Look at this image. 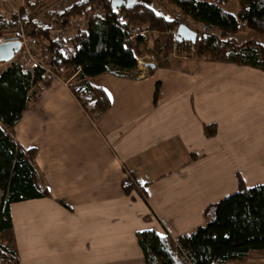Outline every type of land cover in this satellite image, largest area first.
<instances>
[{"label":"crops","instance_id":"1","mask_svg":"<svg viewBox=\"0 0 264 264\" xmlns=\"http://www.w3.org/2000/svg\"><path fill=\"white\" fill-rule=\"evenodd\" d=\"M150 34L135 53L148 52L152 70L89 79L110 103L95 121L70 91L74 73L35 86L13 136L36 150L50 197L9 207L17 264H144L136 232L177 239L236 192L238 177L264 184V72L162 57ZM127 172L143 196L123 192ZM227 264H264V250Z\"/></svg>","mask_w":264,"mask_h":264},{"label":"trees","instance_id":"2","mask_svg":"<svg viewBox=\"0 0 264 264\" xmlns=\"http://www.w3.org/2000/svg\"><path fill=\"white\" fill-rule=\"evenodd\" d=\"M101 2L105 17H89L92 2ZM230 0H168L176 13L159 14L148 4L135 0L131 8L113 10L110 0H78L64 10L47 12L49 25L66 26L76 16L88 17L85 31L71 39L72 57L66 58L59 41L49 38L39 18L25 16L20 9L11 19L0 17V30L15 28L7 39L24 35L45 40L47 51L42 56L57 69H70L75 85L70 91L88 117L95 121L109 108L103 89L89 79L108 73L125 77L137 70L135 49L144 42L147 33L166 35L162 49L169 53L176 46L190 52L191 58L247 66L264 72V0H238L237 12L229 14L221 9ZM47 14V15H46ZM179 24L197 34L196 41L177 42L170 35ZM48 25V26H49ZM139 32L132 37L130 28ZM145 31V33H144ZM246 33L248 38L236 36ZM169 33V34H168ZM31 39V43H34ZM166 54L164 56H166ZM42 70L32 74L22 72L11 62L0 71V234L11 229L9 207L13 203L49 198L48 186L35 165L34 148L24 149L13 136V127L30 100L37 96L35 86L47 87L52 76L43 78ZM158 95L155 86L153 99ZM215 124L203 126L207 137L215 134ZM122 181L125 194L132 191L143 196L132 173ZM66 207L63 201H57ZM144 264H227L242 262L252 252L264 250V184L246 188L238 177L235 193L209 204L203 211V224L190 233L173 239L153 231L136 232ZM0 264H17L15 248L0 243Z\"/></svg>","mask_w":264,"mask_h":264},{"label":"rangeland","instance_id":"3","mask_svg":"<svg viewBox=\"0 0 264 264\" xmlns=\"http://www.w3.org/2000/svg\"><path fill=\"white\" fill-rule=\"evenodd\" d=\"M78 0H0V17L2 19H11L14 13H17L18 10L23 9L25 10V16L26 17H32L33 19L35 18H39L40 23L44 24V25H49V21H50V16H48L47 12H56V11H61L64 10L65 7L69 6V5H73V3L77 2ZM144 3L148 4L151 8H153L157 13L159 14H164V13H176L177 9L174 8L169 2L168 0H141ZM237 4H238V0H230L228 2V4L221 6V9L229 14L235 15V13L237 12ZM97 7L98 8H103L101 2L99 1H95L92 2L90 7ZM96 9V8H95ZM96 9V10H97ZM104 9V8H103ZM88 10V9H87ZM105 10V9H104ZM106 12V11H105ZM47 13V16H42V14ZM86 15L84 16H76L73 17L70 21H69V32H75L73 28H77L79 25L80 26H84V22L86 19ZM67 24V25H68ZM78 24V25H77ZM49 27L55 28L57 26H51L49 25ZM16 28V27H15ZM13 28H7V29H2L0 30V39H7L9 38V35L13 32H16V29ZM135 29H137L136 27H134ZM173 31V30H172ZM19 32L20 35L23 36L24 38L29 40H34L36 42V45L34 43H31L30 45L28 44L26 51L28 50L29 53L33 54L34 56H37L39 54H43V50L40 48L41 45H47L45 43V40H40L37 37H31V36H27L24 35V31L23 29L20 31L19 28ZM145 33V31H144ZM171 35V31L169 32ZM168 33V34H169ZM146 35L150 34L149 33H145ZM150 35H155V33H151ZM243 38H248V36L246 35V33H242L240 32L237 36L236 39L240 40ZM157 43H155V48H159V47H163L164 44L167 43V37L166 35H159L157 39H155ZM71 46V43H70ZM72 47V46H71ZM156 50V49H155ZM140 52H142L140 55L138 54L137 56L139 58H142L145 60V62H151V57H147L144 58L146 55H150L148 52H145L143 50H141ZM159 53L162 54V57L166 54L164 48L162 50H158ZM154 54V52H152ZM22 51H20L19 54H17L14 58V60L20 59L21 55H22ZM190 52H187L185 50H182L181 48L178 47H172L171 51L169 53H167L166 55H169V57H175V58H184V59H189L191 57H189ZM43 60H47L44 59ZM11 62H7V63H0V71L8 66ZM52 78H58L61 80H65L67 78H69V74H72V71L70 69H63L61 68L60 70L57 69L55 71L54 67L51 66L50 68ZM43 78H46L45 76ZM9 233L7 232L6 234H0V243L9 246L10 240L11 238L8 236Z\"/></svg>","mask_w":264,"mask_h":264},{"label":"built area","instance_id":"4","mask_svg":"<svg viewBox=\"0 0 264 264\" xmlns=\"http://www.w3.org/2000/svg\"><path fill=\"white\" fill-rule=\"evenodd\" d=\"M95 8L97 9V7H93V6L88 7L89 17L90 18L95 17L98 19H103L105 17V10L102 7L98 8L97 10ZM87 20H88V17H86V19H85L84 26L79 25L77 28L72 27V29L75 31L74 33L69 32V24L66 26H63V27L57 26V27L52 28V29L48 25H44V24L43 25H44V29L46 30L49 38L53 41H59L61 43L62 53L66 58L69 59L73 55L72 47L70 46V41L77 32L85 31ZM20 31H21V29H20ZM129 32L132 35V37L136 36L137 34H139V35L143 34V32H139L135 28H130ZM171 35L173 37H175V30L171 31ZM7 40H13V39H0V42L7 41ZM16 40H18V42H19V51L13 55L12 59L9 62H13V63L19 65L22 72H24L26 74H32L35 70L39 69V70L43 71L44 76H52L53 75V74H51V71H50L52 64L49 60H43L44 57L42 56V54L34 56L33 54L29 53L28 50L26 51L28 44L29 45L31 44V40L28 41V39L24 38L23 36H21L19 39H16ZM34 44L36 45V42H34ZM40 48L43 50V54L47 51V45H41ZM20 51H22V53H23L21 55V58L20 59L16 58L14 60L15 56L17 54H19ZM144 63H145L144 59L139 58V57L137 58L138 70L141 71V70L145 69Z\"/></svg>","mask_w":264,"mask_h":264},{"label":"water","instance_id":"5","mask_svg":"<svg viewBox=\"0 0 264 264\" xmlns=\"http://www.w3.org/2000/svg\"><path fill=\"white\" fill-rule=\"evenodd\" d=\"M135 4V0H110V7L113 10L121 7L131 8ZM197 34L184 24H179L175 29L174 40L177 42H189L193 44L196 41ZM19 51L18 40H7L0 42V63L9 62L13 55ZM144 68L152 70L154 65L149 62L144 63Z\"/></svg>","mask_w":264,"mask_h":264}]
</instances>
